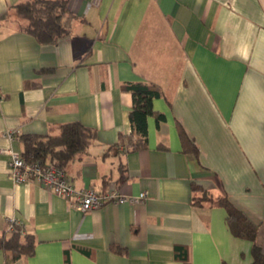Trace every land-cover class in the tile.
<instances>
[{"label":"crops","instance_id":"crops-1","mask_svg":"<svg viewBox=\"0 0 264 264\" xmlns=\"http://www.w3.org/2000/svg\"><path fill=\"white\" fill-rule=\"evenodd\" d=\"M17 1L0 0V234L16 221L36 246L9 261L0 249V264H66L65 251L69 264H183L176 244L191 264H252L225 208L192 197L193 185L226 195L261 225L264 252V0H68L71 30L55 43L19 28ZM127 81L163 91L152 104L165 119L147 117L136 150L112 147L130 131ZM75 120L96 137L65 165L68 182L144 200L81 211L35 179L10 178L4 149Z\"/></svg>","mask_w":264,"mask_h":264},{"label":"trees","instance_id":"trees-1","mask_svg":"<svg viewBox=\"0 0 264 264\" xmlns=\"http://www.w3.org/2000/svg\"><path fill=\"white\" fill-rule=\"evenodd\" d=\"M12 12L22 19L20 29L32 34L40 43H55L59 38L67 35L71 30L74 15L68 9V0H18L11 7ZM132 94V105L128 112L130 131L120 132L118 142L112 147L123 143L129 150H136L147 145V117L153 115L157 124L165 119V114L154 109L152 101L163 95L161 87L151 81H127L121 85ZM178 133L184 151L197 152V147L180 124ZM96 137V130L80 121H69L58 126L57 133H26L19 136L23 143L22 157L28 161L41 163L53 162L64 168L65 165L86 152L89 143ZM126 175L121 174L120 180ZM193 185L199 193L192 197L194 204L208 202L222 205L226 210V222L233 235L249 239L252 242V264H264L262 250L263 232L261 225L253 223L226 196L214 197L204 189ZM9 233L5 230L0 234V249L6 256V261L20 256L32 255L35 251L36 239L32 233L23 232L22 226L16 221H9ZM115 252H122V248L111 244ZM175 256L183 264H191L188 260L185 246H174ZM66 264H69L68 252L64 253Z\"/></svg>","mask_w":264,"mask_h":264},{"label":"built area","instance_id":"built-area-1","mask_svg":"<svg viewBox=\"0 0 264 264\" xmlns=\"http://www.w3.org/2000/svg\"><path fill=\"white\" fill-rule=\"evenodd\" d=\"M11 136V134L9 135ZM9 156L8 173L14 182L35 179L49 190L66 197L72 206L86 211L100 207L108 202H139L146 198V192L124 194L117 188L96 191L92 187L74 188L67 180L64 168L53 162L26 161L19 151L12 147L4 149Z\"/></svg>","mask_w":264,"mask_h":264}]
</instances>
